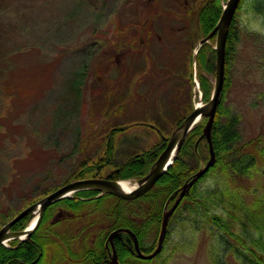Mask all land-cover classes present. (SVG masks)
<instances>
[{
    "label": "rangeland",
    "instance_id": "1",
    "mask_svg": "<svg viewBox=\"0 0 264 264\" xmlns=\"http://www.w3.org/2000/svg\"><path fill=\"white\" fill-rule=\"evenodd\" d=\"M204 1L0 0V48L15 56L0 75V213L20 210L42 189L59 187L105 158L112 129H122L109 139L118 166L170 136L202 103L191 62L202 38ZM251 1L234 20L239 40L229 56L224 105L240 116L243 141L264 142V8L259 2L260 12L253 11ZM246 183L264 186V165L263 175ZM186 215L169 221L165 264H213L220 234L185 230ZM64 216L72 218L57 212L49 222L48 231L60 237L46 238L49 260L62 242L73 243L76 253L75 246L87 245L77 228L84 220L59 223ZM220 255L225 264H241Z\"/></svg>",
    "mask_w": 264,
    "mask_h": 264
},
{
    "label": "trees",
    "instance_id": "2",
    "mask_svg": "<svg viewBox=\"0 0 264 264\" xmlns=\"http://www.w3.org/2000/svg\"><path fill=\"white\" fill-rule=\"evenodd\" d=\"M223 1L225 0L203 2L198 12L199 27L203 35L208 34L218 21ZM259 2H261L262 12L264 0H252L249 4L250 8L258 13L260 10L256 8V4ZM235 31L233 22L226 45L225 81L211 131L212 145L216 155L215 163L184 195L174 218L183 217V214L187 213L184 217L185 221L181 222L185 230L216 229L220 234L222 246L228 250L234 249L244 258L241 264H264V186L246 183L263 175L264 142L257 138L243 141L239 130L240 116L224 105L226 90L229 87V56L234 49V46L230 44V38ZM0 53L2 54L0 75H2L13 66L11 62L15 56L13 50L5 54L0 48ZM196 61L199 89L203 102H207L212 88L209 75L214 73L215 53L212 46L204 44L196 55ZM74 96H78V89L75 90ZM203 124L204 121H201L188 133L176 159L149 192L132 201L113 198L114 202L108 207L105 200L111 197L109 195H102L94 200H83L93 195L90 191L78 192L72 199H62L50 205L44 212L37 229L31 236L33 241H24L19 244L13 241L9 243V248L0 245V264H62L66 260L67 263H77L80 258L82 262L89 261V264H99L100 259L109 264L104 247L105 239L109 232L118 228L131 230L136 235L141 250L149 253L158 236L165 202L169 200L170 206L183 183L199 169L201 161L205 162L208 159L205 141L199 142L197 153L194 151V144L202 133ZM120 130L122 129H112L108 134L109 139H113ZM165 145V140H160L149 149L130 156L123 163L115 166L108 173L107 178L128 180L143 177ZM112 147V141L109 140L105 158H100L93 166L74 173L72 179L96 176L93 175L94 170H100L105 165H112ZM54 189H42L39 194L31 198L34 200H30L31 202L18 211L11 214L0 213V222L16 216L21 210ZM135 204H137L135 211L139 214L136 218L131 216L133 210L129 208L130 205ZM123 208L125 210L122 212ZM57 212L72 216L70 220L62 219L64 222L75 223L81 218L84 220L83 224L79 223L77 228L81 226V230L84 231L81 242L87 241L89 245V239H92L91 248L79 254H73L67 249L71 248L73 243L67 246L66 242H62L53 250L52 258L49 260L46 238L47 236H53L57 240L60 238L48 231L51 228L49 222L54 220L53 216ZM113 216L115 217L112 218ZM28 219L29 215L21 218L13 225L12 230H22ZM104 223L105 226L102 225ZM168 237L169 232L165 241ZM146 240L152 241L151 245H145ZM114 245L121 264L151 263L136 257L131 240L126 234L116 235ZM241 250H247L248 253H241ZM221 259L219 254V259H214L213 264H224L220 261Z\"/></svg>",
    "mask_w": 264,
    "mask_h": 264
},
{
    "label": "water",
    "instance_id": "3",
    "mask_svg": "<svg viewBox=\"0 0 264 264\" xmlns=\"http://www.w3.org/2000/svg\"><path fill=\"white\" fill-rule=\"evenodd\" d=\"M238 2L239 0H228L227 1V3L225 4L223 8L221 16L219 18V21L217 22L214 29L210 32V34H208L205 38H203L198 43V46H201L203 43L207 42L216 33L215 47H214V50L216 53L215 77H214L213 93H212V97L210 101L202 107L195 108L187 117L183 119L180 125L169 136L167 143H166L165 150L159 155L158 159L156 160L155 164L151 167L147 175H145L144 177H142L140 180L137 181V187L132 189L131 191L124 192V191H120L117 189L116 184L118 182L103 181V180H98L96 178L79 180V181L69 183L59 188L52 194L42 198L38 202L29 206L28 208H26L18 216H16L12 222H10L8 225L2 228L0 230V245L4 244L7 241H11V240H18L19 242H22L26 240V238H29V236L36 229L44 210L52 203L62 198H68V195L71 193L81 191V190L98 189L105 194L116 196L122 200H132L139 196H142L143 194H145L147 191H149L153 187V185L161 177V175L171 166L173 160L177 156L184 142V139L187 133L192 129L194 124L199 119L205 118L207 119V121H206V124L204 125L203 131H202V134L199 140L204 139L206 141L208 145L209 159L204 164V166L201 167L191 177L190 180H188L187 182L183 184V186L181 187L179 196L175 200L172 207L168 211L164 212L162 221H161L160 233H159V237H158L155 249L148 255L143 254L139 249V244H138V241L135 235L128 229H117V230L112 231L110 235L108 236V242L106 244L107 248H108V245L111 248V251L109 252L110 264H119L117 260V254L115 251V247L113 244V236L116 234L126 233L131 238L135 254L140 259H151L160 251L162 247L163 239L166 234V227H167L169 216L179 204L186 190L190 188L194 184V182L197 179H199L208 170V168L214 164V161H215V153H214L212 142H211V128L213 125L214 115L216 112V108H217L219 97H220V92H221L222 85H223L225 42H226L227 32H228L230 22L235 13V10L238 6ZM197 143L198 142H196L194 146L195 150L197 147ZM35 210L38 211V218L34 222V224L30 226V228L24 231H19V232H8V228L10 227L11 223L17 222L19 219H21L28 213L33 214Z\"/></svg>",
    "mask_w": 264,
    "mask_h": 264
},
{
    "label": "bare ground",
    "instance_id": "4",
    "mask_svg": "<svg viewBox=\"0 0 264 264\" xmlns=\"http://www.w3.org/2000/svg\"><path fill=\"white\" fill-rule=\"evenodd\" d=\"M244 1L245 0H239V2H238V8H241L242 7V5L244 4ZM238 40H239V35H238V31L236 30L234 33H233V35L231 36V38H230V44H231V46H236L237 44H238ZM225 45H227V41L225 42ZM225 65H226V59H224V67H225ZM197 105V104H196ZM165 148H166V145L163 147V149L161 150V152L159 153V155L165 150ZM159 155L157 156V158H156V160L158 159V157H159ZM156 160L153 162V164L149 167V169H148V171L151 169V167L155 164V162H156ZM106 167H108V168H111V170H113L114 168H115V165H114V162H113V164L112 165H105V166H103L100 170H103L104 168H106ZM110 170V171H111ZM109 171V172H110ZM148 171L146 172V174L148 173ZM109 172H107L105 175H101V176H97L96 177V179H98V180H103V181H109V182H118V181H120V180H118V179H108L107 178V175H108V173ZM165 173V172H164ZM163 173V174H164ZM145 174V175H146ZM163 174L161 175V177L163 176ZM94 176H92V175H89V176H85V180L86 179H92ZM160 177V178H161ZM142 178V177H141ZM141 178H137V179H128V182L130 183V185H132V187L134 186V185H136L137 184V181L138 180H140ZM159 178V179H160ZM158 179V180H159ZM157 180V181H158ZM117 189L118 190H120V191H124L125 189H127V190H129L130 188H132V187H130L128 184H126L125 182H118L117 184ZM90 192H92L93 193V195H91V196H89V197H87L86 198V200H94V199H97V198H99V197H101L102 195H104L105 193H103L102 191H100V190H98V189H92V190H90ZM125 210V208H123L122 209V212ZM134 211V212H133ZM132 211V213H131V216H134L135 218L137 217V216H139V214H138V211H135V210H133ZM8 217H10V216H8ZM115 216H113L112 218H114ZM15 219V216L14 217H12V218H6L2 223H1V225H0V229H2V228H4L6 225H8L10 222H12L13 220ZM34 218H32V220L30 221V223H29V225H31V224H33V222H34ZM16 222H13V223H11V225H10V227L8 228V232H15V231H13L12 230V227H13V225L15 224ZM24 228H26V226L24 227ZM23 228V229H24ZM33 235V233L29 236V238H26V240L25 241H33L32 239H31V236ZM92 243H90L89 245H86L85 247H83V246H75L74 248H91L92 247ZM219 253H223V255H225V254H229V255H231L232 257H234V259H236L239 263H242L243 261H244V258L243 257H241L239 254H237L236 252H235V250L234 249H229L228 250V248H224V246H222V248L220 249V252ZM241 253H248V251L247 250H241ZM148 260V259H147ZM100 262H99V264H106L105 262H104V260H99ZM119 264H121L120 262H119Z\"/></svg>",
    "mask_w": 264,
    "mask_h": 264
}]
</instances>
